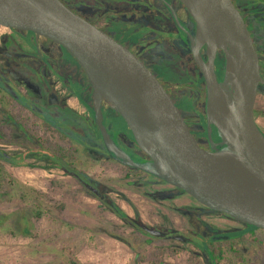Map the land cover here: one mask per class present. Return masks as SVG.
Listing matches in <instances>:
<instances>
[{
    "label": "rangeland",
    "instance_id": "374dc122",
    "mask_svg": "<svg viewBox=\"0 0 264 264\" xmlns=\"http://www.w3.org/2000/svg\"><path fill=\"white\" fill-rule=\"evenodd\" d=\"M234 1L246 11L255 32L257 16H250L249 12L258 11L259 0ZM10 32V26L0 23V46ZM23 49L32 51L26 46ZM51 62L49 76L53 78V85L62 90L57 78L64 80L72 94L88 100L89 81L77 60L66 52L63 58ZM149 62L160 78L171 83L168 95L183 110L184 117L197 119L194 111L200 104L204 107L205 97L198 88L203 85L201 72L192 64V59ZM43 69L31 68L29 75L39 79ZM25 77L26 67L17 73V78L12 73L4 76L3 69L0 70V79L6 80L0 82V122L5 133L0 135V215L9 219L0 218V264H210L206 251L198 247L206 249L207 246L202 232L196 231L195 222L198 228L211 229L212 225L226 227L233 220L226 215H206L211 220L209 225L196 216L188 218L180 210L185 209L186 196L175 203L168 199L164 200L166 203L158 198L154 200L155 189L162 187L154 177L133 167L127 168L103 154L105 146L91 108L84 109L72 97L74 112L56 98L49 102L42 95L32 96L30 86L21 81ZM42 81L46 82L45 78ZM45 85L49 90L48 84ZM1 95L13 101L7 103ZM103 112L105 127L111 135L118 137L127 130L119 116L115 120L109 110ZM11 113L26 117V126L15 128L17 119L10 121ZM37 116L50 125L37 127L40 120ZM38 124L44 126L41 120ZM35 133L48 142L74 149L73 164L48 159L40 140L32 135ZM95 182L101 183L100 193L104 198L92 193L99 186H94ZM112 206H119L133 218H122ZM137 214L140 217L134 219ZM237 221L232 223L242 229L214 235L247 239L241 244L236 241L237 249L244 256L229 255L228 240L214 245L208 243L210 247H222L223 257L218 263L264 264V227L242 219ZM169 226L173 228L162 230ZM179 234L184 238L176 239Z\"/></svg>",
    "mask_w": 264,
    "mask_h": 264
},
{
    "label": "water",
    "instance_id": "95a60500",
    "mask_svg": "<svg viewBox=\"0 0 264 264\" xmlns=\"http://www.w3.org/2000/svg\"><path fill=\"white\" fill-rule=\"evenodd\" d=\"M179 1L195 20L193 31L179 23L205 82L210 149L197 144L152 70L62 0H0V23L65 47L84 69L92 94L100 87L110 97L112 104L93 100V119L118 161L182 189L212 210L264 227V190L257 184L264 183V133L254 115L257 83L264 78L253 36L233 0ZM218 50L226 59L221 78L215 69ZM103 107L124 119L148 159L135 160L119 146L105 127ZM143 135L159 148L147 146Z\"/></svg>",
    "mask_w": 264,
    "mask_h": 264
},
{
    "label": "flooded vegetation",
    "instance_id": "af4514ba",
    "mask_svg": "<svg viewBox=\"0 0 264 264\" xmlns=\"http://www.w3.org/2000/svg\"><path fill=\"white\" fill-rule=\"evenodd\" d=\"M71 10L78 13L98 28L106 32L117 42L123 44L126 48H128L137 58L144 62L146 66H148L155 76L161 81L164 89L167 94L169 92V87L171 83L160 78L153 69V63L150 64L149 61L154 60H178L184 59L190 60L194 59L193 55L190 51V48L187 44V34L185 30L181 27L183 24L186 28H190L191 31L195 29V20L190 15V13L186 10L185 6L181 4L179 0H62ZM234 1V0H233ZM235 2V1H234ZM260 4L257 6L256 13L253 10L250 13V16H257V21L255 23V32L252 31L253 24L249 17L246 15V11H240L251 31L253 36L258 59H259V70L264 78V0H259ZM253 8V7H252ZM248 13V14H249ZM254 13V15H253ZM178 21H177V19ZM252 24H250L249 23ZM181 24H180V23ZM192 25V27L188 26ZM11 32L9 36H5L3 40L2 46H0V70L3 69L4 76L12 73L15 74L17 78V73L20 72L21 69L26 67L27 78H23L21 81L24 82L26 86H30L29 90L31 91L32 96L38 97L42 95L45 97L44 99L51 102L53 100L59 101L62 105L64 104L69 110L75 112V107L72 105L70 100L73 98L77 99V103L81 105L84 109L91 108L93 111V99H92V88L89 84L88 95L84 98L78 97L75 94H72L70 88L67 86L66 81L57 78L58 82L61 83L62 90H58L56 86L53 85V78L51 79L49 75H51L49 71V63L51 60L63 58L66 54L63 46L55 42L54 40L43 36L37 35L29 29H25L26 31L17 33L15 28L10 26ZM14 32H16L14 34ZM23 46L30 47L32 51L23 49ZM224 61H222L223 59ZM27 64H25V63ZM224 62V63H222ZM52 63V62H51ZM26 65V66H25ZM197 65V64H196ZM225 65V57L222 50H218L216 58H215V69L217 72L218 78H221L224 71ZM198 66V65H197ZM44 68V73L41 78L31 77L29 75V71L31 68ZM82 68V67H81ZM192 68V67H191ZM194 68V66H193ZM199 68V66H198ZM72 69V68H71ZM83 69V68H82ZM42 70V72H43ZM84 70V69H83ZM200 71V68H199ZM85 72V71H84ZM201 72V71H200ZM49 76V80L47 78ZM3 76V75H1ZM203 77V76H202ZM42 78H45L46 82L42 81ZM55 78V76H54ZM8 79V78H6ZM1 80V79H0ZM6 82V80H1L0 82ZM204 82V79H202ZM45 83L48 84V89H46ZM1 84V83H0ZM7 84V83H6ZM205 84V82H204ZM200 85L202 95H205L206 101V92L203 93L204 86ZM170 93V92H169ZM41 97V98H43ZM173 103L176 105V102ZM199 105L197 111V119L191 120L184 117L183 110L178 109L183 116L185 123L187 124L188 130L193 135L195 141L200 146L210 149V142L207 136V124H206V107L204 103V107ZM109 110L115 120L118 118L117 113L112 111L109 107H103V110ZM39 111V110H38ZM104 114V112H103ZM254 115L256 122L262 132L264 133V82L258 81L257 83V91L256 98L254 104ZM40 118L39 116H37ZM105 117V115H104ZM40 120L43 122L44 126H40ZM37 123V127L47 128L50 124L47 123L46 119L40 118ZM127 130L124 132H120L118 137L114 136L119 146L125 150L132 158L138 161L146 160L149 156L137 145L136 141L133 138V135L128 130V126L126 122L124 123ZM18 129V128H17ZM20 129V128H19ZM22 130V129H21ZM62 134H65L61 132ZM66 136V135H65ZM213 139L215 141L219 140L217 135L216 127L213 126L212 132ZM106 150V148H105ZM103 154L108 157L118 161L111 152L106 150V153L102 151ZM123 164V163H122ZM126 167H132L123 164ZM134 168V167H133ZM140 170L134 168V170ZM132 170V169H131ZM142 171V170H140ZM143 172V171H142ZM146 175L154 177L156 179V183H159L162 187L160 189H155L153 193V199L158 198L159 201L166 203V199L170 200L172 203L178 202V198H183L186 196L187 203L184 204L185 209L180 210L182 212H186V214L191 215L193 217L201 219L206 224L211 223V220L206 219L204 216H214V215H226V217L232 222H237L233 216L225 214L223 212L211 210L210 208L202 205L195 198L184 192L182 189L177 188L147 172L144 171ZM94 182V181H92ZM101 184V183H100ZM100 184L95 182L94 186H98V188L94 191L98 192L97 195L100 198H104L103 194L100 193ZM102 192V191H101ZM93 193V192H92ZM183 196V197H182ZM106 197V196H105ZM165 200V201H164ZM125 212V211H124ZM129 218V214L125 212ZM140 216L137 214L136 218L138 219ZM128 218V219H129ZM190 218V216L188 217ZM127 219V218H126ZM191 219V218H190ZM193 221V220H192ZM226 223L229 224L226 227H218L216 225H212L211 229L209 228H198L195 222L196 231L202 232V238H204V242L206 243V249L201 248V250H205L207 253V257L209 259L210 264H219L218 260L214 259V251H217L219 248L221 252V246H217V248L210 247L208 243L214 245L217 241L230 240L231 238H223L214 235L216 232H226V231H238L242 229L239 224L236 223ZM169 227H162V230ZM249 230V229H245ZM250 231H256L250 230ZM167 237H171L168 236ZM172 235V234H170ZM177 236V234L174 233ZM179 237V238H178ZM176 239H183L184 237L179 236ZM238 243H242L247 241V239L240 237L235 238ZM186 240L189 238L186 237ZM237 244V243H236ZM247 246V245H243ZM247 249L246 247L244 248ZM239 254L235 255L237 258H241L244 256L243 252L239 250ZM232 255L231 250H229V255ZM235 254V253H233ZM223 255V253H222ZM238 255H241L240 257ZM213 259V260H212ZM209 264V263H207ZM231 264V263H230Z\"/></svg>",
    "mask_w": 264,
    "mask_h": 264
},
{
    "label": "trees",
    "instance_id": "16d2710c",
    "mask_svg": "<svg viewBox=\"0 0 264 264\" xmlns=\"http://www.w3.org/2000/svg\"><path fill=\"white\" fill-rule=\"evenodd\" d=\"M250 10V8H248L247 9V11H249ZM30 31H32V30H30ZM33 32V31H32ZM253 41H254V39H253ZM254 44H255V42H254ZM64 49H65V52H67L68 54H70V55H72L65 47H64ZM73 56V55H72ZM74 57V56H73ZM75 58V57H74ZM222 59H223V57H222ZM222 61H224V59L222 60ZM78 62V61H77ZM79 63V62H78ZM222 63H224V62H222ZM192 64L194 65H196V62H195V60L194 59H192ZM79 65H80V63H79ZM81 66V65H80ZM197 66V65H196ZM82 67V66H81ZM197 68H198V66H197ZM199 69V68H198ZM202 79H203V77H202ZM203 82V81H202ZM202 86H204V90H205V84H204V82H203V85ZM206 92V90L204 91V93ZM204 97H205V95H204ZM1 98L2 99H7V103L8 102H11V101H13V98L11 99V98H8V97H6V95H1ZM1 101H3V100H1ZM3 103V105H5L6 106V104H5V102L3 101L2 102ZM110 108V107H109ZM5 109V108H4ZM3 109V110H4ZM112 111H114L112 108H110ZM1 113H2V109L0 108V117H1ZM11 115H12V113H11ZM19 116V115H18ZM16 114H14L13 113V115L11 116V118L12 119H10V121H14L15 119H17L16 121V124H15V128H23V127H25L26 125V119H24V118H26V117H23L22 116V118H20V117H18ZM117 116H119L123 121H124V119L119 115V114H117ZM124 123H125V121H124ZM104 124H105V122H104ZM128 130L130 131V133L132 134V132H131V130L128 128ZM0 135L2 136V135H5V133H4V131H3V128L1 127V122H0ZM35 138H37V140H40V142H41V144H42V150L45 152V156L48 158V159H53V160H56V161H68L70 164H73V162H72V160H74L75 159V150L74 149H72V148H70V147H68V146H65V145H63V144H60V143H58V142H51V141H49L48 142V140H44L42 137H41V135H38V136H36L37 134L35 133V134H32ZM40 148H38V150H39ZM128 168V167H127ZM93 192V194L94 195H96V196H98L97 195V193L98 192H96V191H92ZM99 197V196H98ZM112 209L119 215V216H121L122 218H129L128 217V215L124 212V210L123 209H121L119 206H112ZM6 217V215H0V218L1 219H4V220H6L7 219V217ZM7 220H9V219H7ZM19 229H22L20 226L18 227ZM21 233H23V234H25V233H28L29 231H20ZM237 240L235 239V238H232V239H230L229 241H228V244H227V247H226V250H227V252H229V250H231V252L232 253H235V255H237V254H239L238 252H239V250L237 249V247H236V242ZM215 248H217V245L215 246ZM213 256H214V259L216 258L217 260H219V259H221L223 256H222V253H220V250H219V248H217V251H214V254H213ZM239 257L241 256V255H238ZM213 260V259H212ZM240 264V263H239Z\"/></svg>",
    "mask_w": 264,
    "mask_h": 264
},
{
    "label": "bare ground",
    "instance_id": "6f19581e",
    "mask_svg": "<svg viewBox=\"0 0 264 264\" xmlns=\"http://www.w3.org/2000/svg\"><path fill=\"white\" fill-rule=\"evenodd\" d=\"M225 57V56H224ZM226 61V59H225ZM233 63L232 59L228 60V65H231ZM93 100L95 103L98 102H105L107 104H112V100L110 99V97L103 91L102 88L100 87H96L93 91ZM143 141L145 142V144L151 148H159V145L157 143V141L155 139L150 138L147 135H143L142 137ZM233 162H239V160H237L235 157L232 158ZM258 186L260 187V189L264 190V183L262 181H257Z\"/></svg>",
    "mask_w": 264,
    "mask_h": 264
},
{
    "label": "crops",
    "instance_id": "0c3cea01",
    "mask_svg": "<svg viewBox=\"0 0 264 264\" xmlns=\"http://www.w3.org/2000/svg\"><path fill=\"white\" fill-rule=\"evenodd\" d=\"M74 100H75V103H76L77 102V99L75 98Z\"/></svg>",
    "mask_w": 264,
    "mask_h": 264
}]
</instances>
